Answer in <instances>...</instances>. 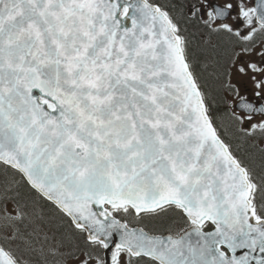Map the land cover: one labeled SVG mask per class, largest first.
Wrapping results in <instances>:
<instances>
[{
  "label": "snow or ice",
  "instance_id": "6c2138e0",
  "mask_svg": "<svg viewBox=\"0 0 264 264\" xmlns=\"http://www.w3.org/2000/svg\"><path fill=\"white\" fill-rule=\"evenodd\" d=\"M0 264H264V0H0Z\"/></svg>",
  "mask_w": 264,
  "mask_h": 264
}]
</instances>
